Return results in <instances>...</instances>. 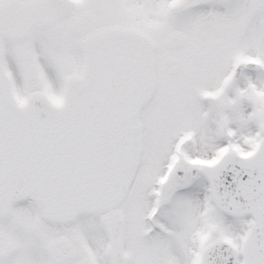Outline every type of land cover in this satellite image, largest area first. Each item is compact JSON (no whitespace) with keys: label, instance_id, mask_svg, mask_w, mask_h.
<instances>
[{"label":"snow or ice","instance_id":"1","mask_svg":"<svg viewBox=\"0 0 264 264\" xmlns=\"http://www.w3.org/2000/svg\"><path fill=\"white\" fill-rule=\"evenodd\" d=\"M0 264H264V0H0Z\"/></svg>","mask_w":264,"mask_h":264}]
</instances>
